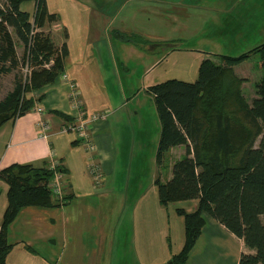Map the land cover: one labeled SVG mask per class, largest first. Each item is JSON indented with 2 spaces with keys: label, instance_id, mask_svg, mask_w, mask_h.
I'll return each mask as SVG.
<instances>
[{
  "label": "crops",
  "instance_id": "1",
  "mask_svg": "<svg viewBox=\"0 0 264 264\" xmlns=\"http://www.w3.org/2000/svg\"><path fill=\"white\" fill-rule=\"evenodd\" d=\"M44 1L49 13L58 18L53 24L62 31L57 37L67 48L63 76H68L79 96L74 97L69 81L62 76L61 81L59 77L43 88L39 94L43 100L32 112L0 130V170L14 164L42 168L55 161L66 172L62 191L66 203L63 207L21 211L9 229L13 249L7 264H169L185 245V222L177 210L194 212L198 200L162 206L158 191L153 189L149 200L137 192L142 197L124 212L127 206L115 197L116 185H110L119 163L114 116L91 124L93 150L71 129L81 120L88 121L92 114L110 112L113 99L102 88L109 81L108 71L121 76V64L131 70L135 61L143 70L153 72L152 63L158 65L159 61L161 69L168 65L162 75L154 73L150 86L171 79L195 82L200 64L207 58L198 50L185 49L183 43L203 30L205 20H198V26L192 20L187 24L180 8L188 16L191 13L181 5L176 10L173 1ZM31 9L34 13V1L22 5L30 14ZM118 34L137 36L142 41L140 45L128 42ZM77 99L83 105L82 112L75 107ZM99 102L105 105L98 107ZM38 106L44 110L42 114L35 111ZM94 163L97 171L92 169ZM7 193V184L0 181V228L8 206ZM150 209L156 212L153 218L149 217ZM205 217L207 225L188 264H239L242 254H255L225 226Z\"/></svg>",
  "mask_w": 264,
  "mask_h": 264
},
{
  "label": "trees",
  "instance_id": "2",
  "mask_svg": "<svg viewBox=\"0 0 264 264\" xmlns=\"http://www.w3.org/2000/svg\"><path fill=\"white\" fill-rule=\"evenodd\" d=\"M36 3L34 22L22 10L26 2ZM58 20L44 0H7L0 5V81L21 66L9 28L25 47L24 63L33 68L30 81L17 80L14 89L0 100V130L8 123L32 112L36 106L26 94L42 90L64 74L67 48L57 56L51 34L37 32ZM122 40L137 43V36L118 34ZM170 45V44H169ZM259 55L262 73L256 83L258 97L245 103L234 68ZM55 59L50 69L42 68ZM153 96L161 123L158 161L171 149L186 147V155L172 168V179L156 182L159 203L198 200L196 211L178 209L185 222V245L169 264H188L204 227L206 215L225 226L255 254H242L239 264H264V44L238 57L222 56L217 64L202 61L195 82L171 79L148 90ZM44 96H40L39 102ZM38 102V103H39ZM69 121V118L62 116ZM259 146L257 147V142ZM60 166L14 164L0 170V181L8 186V206L0 228V264H7L13 249L9 229L23 209L63 207L66 198H57L50 183Z\"/></svg>",
  "mask_w": 264,
  "mask_h": 264
},
{
  "label": "rangeland",
  "instance_id": "3",
  "mask_svg": "<svg viewBox=\"0 0 264 264\" xmlns=\"http://www.w3.org/2000/svg\"><path fill=\"white\" fill-rule=\"evenodd\" d=\"M151 1H160L165 4L173 1L176 10L177 5L184 6L185 10L188 9L189 13H191L190 16H188L186 15L187 12H184L182 7L180 8V15H184L181 18L186 16L187 24L192 20L196 22L195 26H198V20L201 21L204 19L205 21L203 24L205 25L203 30L192 34L191 38H186L183 46L185 49L198 50L202 54H205L207 59L217 64L221 63L222 56L238 57L264 44V0ZM6 2L7 0H0V5L3 6ZM36 6L35 3L34 13L31 9L32 12L30 15L33 17L32 22H34ZM23 8L27 9V6ZM198 14L202 15L200 16ZM182 21L184 20L182 19ZM195 29L194 27L192 28V30ZM36 30L39 33L51 34L53 36V40L57 46V56L61 57L65 53L63 50V42L57 37H61L62 34L57 24L52 23L42 29L36 28ZM9 31L13 36L21 66H19L18 69H14L9 75L2 77L0 81V100H3L14 89L17 80H22L24 83L30 81L33 68H39L38 70H40L39 66L32 67L28 63H24V56L26 55L25 47L17 38L14 30L9 28ZM139 39L141 40V38ZM137 43L140 45V42ZM149 58L150 56H148V64L150 63ZM259 61L260 56L253 55L250 60L234 68L236 76L245 80L241 84V95L248 105H252L254 100L258 97L256 83H258L262 77V73L257 67ZM54 65L55 59H52L50 64H46L42 68L50 69ZM152 65L154 66V72L147 69L143 70L142 66H139L135 61H132L130 64L129 68L131 70L123 69L124 66L121 64L122 67H120L119 70L121 76H119L116 71H113V73L111 68L110 74L109 71H106V76L109 78V81L102 90L104 89L106 95L111 96L113 99L110 101L112 108L110 112L106 110L105 112L103 111L91 115L87 122L88 137L83 139L90 145L91 150H93L95 146H92L89 140L91 124L96 123L100 119L101 121H106L111 115L114 116L112 128L115 131L114 137L119 150V163L116 165V177L110 185H116L115 190L117 193H115V197L117 196V198H119V202L121 200L123 207L127 206L124 211L126 213L129 211V208L135 205L136 201L140 200L142 197L140 196L141 192H143L145 199L147 197L149 200L151 197L150 191H153V189L157 191L156 182L159 179L163 183L169 182L172 179L173 165L186 155V147L181 146L171 151L168 155L166 154L161 162L158 161V147L162 127L154 98L150 95L148 90L151 87L150 80L152 76L155 74L162 75L161 72L166 71L165 69L168 68V65L163 69H161L163 64L160 65L159 61L158 65L153 63ZM62 79L66 80V82L69 81L68 83L71 90L76 94L74 97L77 98L79 92L75 89L74 84L69 80L68 76L62 75ZM59 81H61V76ZM40 91L41 90L26 94V97L33 98L36 101V105H38ZM77 100L81 106L77 108L79 103L74 101L75 107L79 112H82L83 105L79 99ZM119 100L120 102L118 103L117 101ZM125 102L128 105H125ZM103 105H105V102H99L98 107ZM121 105H125V107L122 108ZM94 116H98L100 119L92 121ZM129 142L131 144L130 147ZM256 145L257 147L259 146V141ZM50 166L48 167L50 168ZM92 169L97 171V164L94 163ZM62 172L63 176L66 177L65 170ZM65 180V178H62L60 181V186L63 187V193L65 190ZM137 192H140V194L138 195ZM64 198L65 196L62 194L61 201ZM155 213V211L150 209L149 217L153 218Z\"/></svg>",
  "mask_w": 264,
  "mask_h": 264
},
{
  "label": "built area",
  "instance_id": "4",
  "mask_svg": "<svg viewBox=\"0 0 264 264\" xmlns=\"http://www.w3.org/2000/svg\"><path fill=\"white\" fill-rule=\"evenodd\" d=\"M74 95H76L74 93ZM78 102V101H77ZM79 103V102H78ZM81 104L79 103L77 107H80ZM35 111L37 113H42L44 112V110L40 107L36 108ZM107 114V113H106ZM106 116V115H105ZM100 117L98 116H94L92 121L94 120H99ZM101 120V119H100ZM87 122L88 121H80L78 123V126L77 127H73L71 130H76L79 134V137L82 138V139H86L88 137V132H87V129H88V125H87ZM46 127V126H45ZM45 130H48V126L45 128ZM57 168H59V165L54 161L51 166H50V169L51 170H56ZM63 178V172L62 171H56V175L53 179V181H51L50 183V188L52 189L53 191V194L56 196V197H59V198H62V187L60 186V181L61 179Z\"/></svg>",
  "mask_w": 264,
  "mask_h": 264
}]
</instances>
